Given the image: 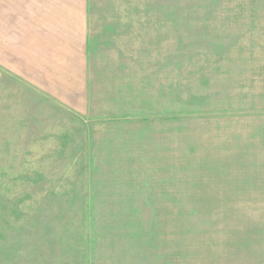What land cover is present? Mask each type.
Wrapping results in <instances>:
<instances>
[{"label":"rangeland","instance_id":"374dc122","mask_svg":"<svg viewBox=\"0 0 264 264\" xmlns=\"http://www.w3.org/2000/svg\"><path fill=\"white\" fill-rule=\"evenodd\" d=\"M124 2L84 112L4 82L0 264H264V0Z\"/></svg>","mask_w":264,"mask_h":264},{"label":"crops","instance_id":"0c3cea01","mask_svg":"<svg viewBox=\"0 0 264 264\" xmlns=\"http://www.w3.org/2000/svg\"><path fill=\"white\" fill-rule=\"evenodd\" d=\"M92 5L93 0H0V94L4 82L17 80L22 96L37 98L38 110L45 104L84 112Z\"/></svg>","mask_w":264,"mask_h":264}]
</instances>
